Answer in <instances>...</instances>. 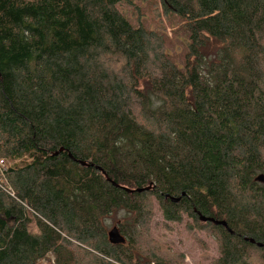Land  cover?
I'll use <instances>...</instances> for the list:
<instances>
[{
  "label": "trees",
  "instance_id": "1",
  "mask_svg": "<svg viewBox=\"0 0 264 264\" xmlns=\"http://www.w3.org/2000/svg\"><path fill=\"white\" fill-rule=\"evenodd\" d=\"M124 1L0 0V264H177L154 206L264 264V0H159L175 41Z\"/></svg>",
  "mask_w": 264,
  "mask_h": 264
},
{
  "label": "rangeland",
  "instance_id": "2",
  "mask_svg": "<svg viewBox=\"0 0 264 264\" xmlns=\"http://www.w3.org/2000/svg\"><path fill=\"white\" fill-rule=\"evenodd\" d=\"M234 1L237 5L241 2V0ZM119 10L133 25L140 24L149 30L161 32L173 40L175 37L172 36V32L178 26L183 25L176 18L165 16L159 0H126ZM0 166L3 170L6 163ZM153 214L147 236L153 242H159L167 257L176 261L177 264H212L219 257V245L207 227L200 224L198 226L184 216L182 223L169 224L165 229L160 225L162 223L161 213L158 212L156 206H154ZM29 217L33 220L30 213ZM121 218L119 214L111 216L108 220L110 231L118 225ZM47 259L41 264L52 262L50 256Z\"/></svg>",
  "mask_w": 264,
  "mask_h": 264
},
{
  "label": "water",
  "instance_id": "3",
  "mask_svg": "<svg viewBox=\"0 0 264 264\" xmlns=\"http://www.w3.org/2000/svg\"><path fill=\"white\" fill-rule=\"evenodd\" d=\"M74 162H78L81 166H87L83 162H79V161H74ZM258 181L264 184V178L263 177L258 178ZM113 186L117 187L116 185H113ZM149 189H150V187H148L146 189H141V190H127V192L128 193H134V192L142 193V192L147 191ZM180 197H184V194H182ZM165 199H169L170 202H172V203H178L180 201V198H173V197H169V196H165ZM197 216H198V219H199V221L201 223H211L214 226L223 227L227 232H229L231 234V231L228 229V227H227L225 222L217 221V220H215L213 218L202 216L199 213H197ZM107 238H108L109 242L111 244H114V245H122L125 242L124 238L119 234V231H118L117 228H113L111 231H109L108 234H107ZM244 241L248 242L250 244H255L258 248H261L263 246L260 243H255V241L252 240V239L244 238Z\"/></svg>",
  "mask_w": 264,
  "mask_h": 264
},
{
  "label": "built area",
  "instance_id": "4",
  "mask_svg": "<svg viewBox=\"0 0 264 264\" xmlns=\"http://www.w3.org/2000/svg\"><path fill=\"white\" fill-rule=\"evenodd\" d=\"M0 164H1V162H0Z\"/></svg>",
  "mask_w": 264,
  "mask_h": 264
}]
</instances>
